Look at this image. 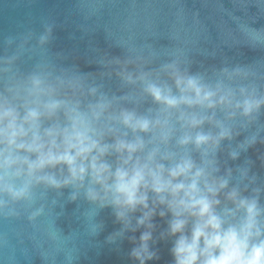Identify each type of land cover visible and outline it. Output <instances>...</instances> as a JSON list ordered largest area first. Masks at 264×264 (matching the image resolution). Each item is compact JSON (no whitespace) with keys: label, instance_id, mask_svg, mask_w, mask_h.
Here are the masks:
<instances>
[{"label":"clouds","instance_id":"clouds-1","mask_svg":"<svg viewBox=\"0 0 264 264\" xmlns=\"http://www.w3.org/2000/svg\"><path fill=\"white\" fill-rule=\"evenodd\" d=\"M66 7L0 32V264H264V0Z\"/></svg>","mask_w":264,"mask_h":264},{"label":"water","instance_id":"water-1","mask_svg":"<svg viewBox=\"0 0 264 264\" xmlns=\"http://www.w3.org/2000/svg\"><path fill=\"white\" fill-rule=\"evenodd\" d=\"M71 2L72 0H0V32H14L29 25L39 28L41 17L51 13L56 18L57 27L54 30L50 52L75 53L81 57H94L96 54L91 52L90 48L98 45L97 34L85 32L78 27L85 22L74 14L69 15L66 5ZM252 11H256L255 7L252 8ZM99 46L104 47L102 42H99ZM257 58H259L257 53H247V59ZM262 152H264V146L259 144L255 149L249 151L251 158L257 161V166L259 165L257 156ZM85 210L84 207H81L77 211L75 205H69L67 208V212L69 214L75 212V216H79ZM105 215V213H101L98 219L104 218ZM75 216H73L74 224L76 223ZM113 227L109 218L106 230L101 233L100 239L102 240L111 232ZM127 247L128 245L125 243L124 249L126 250ZM93 254L95 255V253ZM95 264H123V261L120 255L104 248L100 250Z\"/></svg>","mask_w":264,"mask_h":264}]
</instances>
